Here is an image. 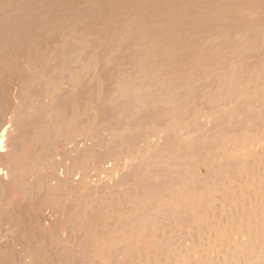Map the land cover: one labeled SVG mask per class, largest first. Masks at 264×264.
I'll use <instances>...</instances> for the list:
<instances>
[{
    "label": "bare ground",
    "instance_id": "obj_1",
    "mask_svg": "<svg viewBox=\"0 0 264 264\" xmlns=\"http://www.w3.org/2000/svg\"><path fill=\"white\" fill-rule=\"evenodd\" d=\"M0 264H264V0H0Z\"/></svg>",
    "mask_w": 264,
    "mask_h": 264
}]
</instances>
